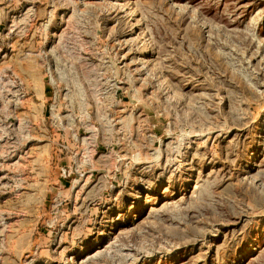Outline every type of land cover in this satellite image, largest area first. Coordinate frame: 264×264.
Wrapping results in <instances>:
<instances>
[{
  "label": "rangeland",
  "instance_id": "374dc122",
  "mask_svg": "<svg viewBox=\"0 0 264 264\" xmlns=\"http://www.w3.org/2000/svg\"><path fill=\"white\" fill-rule=\"evenodd\" d=\"M0 264H264V0H0Z\"/></svg>",
  "mask_w": 264,
  "mask_h": 264
},
{
  "label": "bare ground",
  "instance_id": "6f19581e",
  "mask_svg": "<svg viewBox=\"0 0 264 264\" xmlns=\"http://www.w3.org/2000/svg\"><path fill=\"white\" fill-rule=\"evenodd\" d=\"M22 131V130H21ZM13 147V146H12ZM4 150V149H3ZM7 152V151H6ZM12 154V153H11Z\"/></svg>",
  "mask_w": 264,
  "mask_h": 264
}]
</instances>
